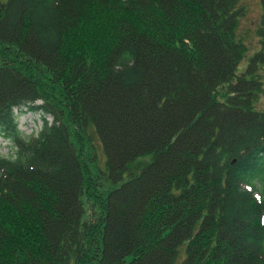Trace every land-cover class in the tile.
Returning <instances> with one entry per match:
<instances>
[{"label": "trees", "instance_id": "obj_1", "mask_svg": "<svg viewBox=\"0 0 264 264\" xmlns=\"http://www.w3.org/2000/svg\"><path fill=\"white\" fill-rule=\"evenodd\" d=\"M240 1L0 0V264H264Z\"/></svg>", "mask_w": 264, "mask_h": 264}, {"label": "rangeland", "instance_id": "obj_2", "mask_svg": "<svg viewBox=\"0 0 264 264\" xmlns=\"http://www.w3.org/2000/svg\"><path fill=\"white\" fill-rule=\"evenodd\" d=\"M241 6L243 8V16L240 18L234 35L237 40L241 41L245 47L244 56L240 60L236 68V73L238 75L244 74L248 63L251 58L259 50V35L258 29L260 26V18L262 7L260 0H241ZM260 75L264 83V66H261ZM254 108L257 112L264 114V87L262 92L259 93L257 102L254 104ZM48 121H52L49 117ZM18 129L24 139H29L32 136H36L42 127V120L38 114L35 113H23L18 115ZM94 144L96 147V152L98 154V166L103 171L104 161L102 158V150L100 149L97 139L94 137ZM17 149L12 146V144L0 137V157H9L15 154Z\"/></svg>", "mask_w": 264, "mask_h": 264}]
</instances>
